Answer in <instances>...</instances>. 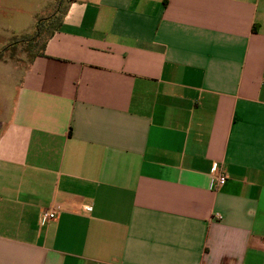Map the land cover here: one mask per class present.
Returning <instances> with one entry per match:
<instances>
[{
	"label": "crops",
	"instance_id": "crops-1",
	"mask_svg": "<svg viewBox=\"0 0 264 264\" xmlns=\"http://www.w3.org/2000/svg\"><path fill=\"white\" fill-rule=\"evenodd\" d=\"M8 61L0 264H264V0H75Z\"/></svg>",
	"mask_w": 264,
	"mask_h": 264
},
{
	"label": "rangeland",
	"instance_id": "rangeland-1",
	"mask_svg": "<svg viewBox=\"0 0 264 264\" xmlns=\"http://www.w3.org/2000/svg\"><path fill=\"white\" fill-rule=\"evenodd\" d=\"M72 1L75 0H0V46H3L0 59L9 60L7 67L15 62L18 67L25 68ZM52 14L56 23L39 26L40 21L44 22ZM38 26L37 38L29 42Z\"/></svg>",
	"mask_w": 264,
	"mask_h": 264
},
{
	"label": "built area",
	"instance_id": "built-area-1",
	"mask_svg": "<svg viewBox=\"0 0 264 264\" xmlns=\"http://www.w3.org/2000/svg\"><path fill=\"white\" fill-rule=\"evenodd\" d=\"M214 173V186H222L226 181V176L219 171V167L214 166L213 168ZM61 206L60 205H53L48 209H45L41 212L40 215V221L41 223H47L49 221H52L58 217V215L61 213Z\"/></svg>",
	"mask_w": 264,
	"mask_h": 264
},
{
	"label": "trees",
	"instance_id": "trees-1",
	"mask_svg": "<svg viewBox=\"0 0 264 264\" xmlns=\"http://www.w3.org/2000/svg\"><path fill=\"white\" fill-rule=\"evenodd\" d=\"M58 5H60V4H58ZM58 5H57V7H58ZM53 15L54 14H52L50 17H48L46 20H44V22L43 21H40L39 26L42 25V24H47V23H56L55 22V19L53 18L54 17ZM59 22H60V20H59ZM59 22H57V26L59 25ZM39 26L35 29L33 35L30 36V38L28 40L29 42H32V41H34L37 38ZM57 26L54 29H52L49 33H47V35H45V38L42 41L41 48H40V50L35 55L42 54L43 53V46H44L45 42L52 35L53 31L56 30Z\"/></svg>",
	"mask_w": 264,
	"mask_h": 264
}]
</instances>
